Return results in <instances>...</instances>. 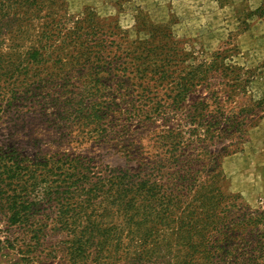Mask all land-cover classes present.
<instances>
[{
	"label": "trees",
	"instance_id": "trees-1",
	"mask_svg": "<svg viewBox=\"0 0 264 264\" xmlns=\"http://www.w3.org/2000/svg\"><path fill=\"white\" fill-rule=\"evenodd\" d=\"M45 2L27 0L18 6L26 23L23 27L21 22V32L33 24L24 16L38 19L36 13L42 8L38 5ZM172 25L169 21L148 27L143 33L149 38L140 42L138 26L136 39L128 42V36L119 37L121 30L89 12L69 20L57 36L40 35L52 49L49 61L40 49L32 48L30 66L43 69V100L62 108L60 116L68 117L71 132L78 133L81 143L102 145L120 138L117 143H122L138 130L146 133L160 120L164 123V129L143 139L142 148L136 143L133 157L138 163L127 171L94 172L91 160L70 154H54L27 168H21L18 158L1 156L0 178L17 182L10 221L30 227L39 244L40 234L51 228L67 233V244H176L140 245L139 250L133 246L139 251V264H264V210L253 209L240 196L222 189L224 160L241 151L249 131L263 118L264 110L248 106L245 79L239 81L238 72L245 76L252 72L228 64L221 52L196 64L194 53L175 40ZM151 39L157 48L148 47ZM154 52V69L141 71L146 80L151 79L142 83L141 102L138 83L124 88L107 84L115 71L139 80V63H146ZM61 81L59 92L53 91ZM197 91L206 96L195 101L192 96ZM177 118V126L171 125ZM149 150L155 151L153 157L142 158ZM39 188L49 203L57 204L53 225L36 220V204L23 196L33 200ZM118 213L119 228L115 227ZM88 219L93 221L89 227ZM83 251L81 246V255ZM164 252L170 257L168 263L159 260Z\"/></svg>",
	"mask_w": 264,
	"mask_h": 264
},
{
	"label": "rangeland",
	"instance_id": "rangeland-1",
	"mask_svg": "<svg viewBox=\"0 0 264 264\" xmlns=\"http://www.w3.org/2000/svg\"><path fill=\"white\" fill-rule=\"evenodd\" d=\"M24 1L27 0H0V157L18 158L21 168L36 165L54 154H70L91 160L94 172L106 169L127 171L138 163L134 158L136 143V148L139 142L142 148L144 138L164 129L160 120L151 131L145 133V130H138L134 138H124L122 143H117L122 138L102 145L81 143L78 133L71 132L70 123L66 120L68 117L60 116L62 108L43 100L45 89L42 91L40 81L43 69L36 64L33 68L30 66L32 48L40 49L44 60L49 61L52 49L44 35H40L57 36V30L61 32L69 20L89 12L107 26L121 30L119 37L128 36V42L136 39L138 26L140 42L149 38L143 33L148 27L173 22L175 40L187 52L194 53L196 64L221 52L228 64L250 70L252 74L248 75L251 77L238 72L241 73L239 81L245 79L246 85L243 86L247 87L251 98L248 106L253 110H264V0H46L45 4L38 5L42 6L36 13L38 19L34 15L24 16L33 20V24H27L26 33L20 31L24 11L21 10V15H18V6ZM153 42V39L149 42L150 49L153 46L157 48V43ZM151 56L146 63H139V80H129L125 74L115 71L113 79L110 77L107 84L113 88H124L125 85L138 83L141 102L142 88L151 80H146L141 71L154 69L152 61L155 52ZM62 83L58 82L59 87L53 91L59 92ZM119 96L117 100L121 103L123 99ZM205 96V92L197 91L192 98L196 101ZM238 101L246 104L241 99ZM234 110H238L237 106ZM261 116L263 118L258 125L249 131L241 151L224 160L222 189L227 195L240 196L251 208L264 210V112ZM179 118L173 119L171 125L177 126ZM154 148L158 149L156 145ZM154 154L155 151L149 150L142 158L153 157ZM16 184L11 178H0V264H139V251L136 252L133 246L139 250L140 245H158L161 248L176 245L67 244L70 238L67 233H58L51 228L40 234L39 244L30 227L15 226L10 221L14 212L12 204L17 196L14 191H18L14 186ZM41 190L39 188L33 200H29L25 193L23 196L26 202L36 204V220H44L51 225L58 212L57 204L55 201L49 203ZM102 206L104 208L105 204ZM88 215H92L93 219L94 209H90ZM45 216H50V219ZM120 216L118 213V225L115 227L122 223ZM107 220L110 221L111 217ZM88 222L93 221L88 219L87 227ZM81 246L84 247L82 255ZM166 255L165 252L161 254L159 260L168 263L170 257Z\"/></svg>",
	"mask_w": 264,
	"mask_h": 264
}]
</instances>
